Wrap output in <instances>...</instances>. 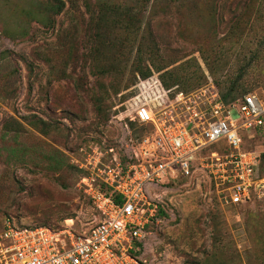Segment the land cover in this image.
Masks as SVG:
<instances>
[{
  "label": "rangeland",
  "instance_id": "374dc122",
  "mask_svg": "<svg viewBox=\"0 0 264 264\" xmlns=\"http://www.w3.org/2000/svg\"><path fill=\"white\" fill-rule=\"evenodd\" d=\"M63 1L57 12L53 0H0V226L13 217L88 231L98 214L80 177L126 164L151 131L129 119L138 105L179 121L216 94L264 100V0H149L144 39L133 26L137 0H109L115 10L103 20L105 0ZM123 6L135 19L127 32ZM152 44L179 60L154 69L159 57L140 51ZM243 142L264 170V126ZM147 197L153 215L134 247L142 264H264V197L226 205L205 175L150 185Z\"/></svg>",
  "mask_w": 264,
  "mask_h": 264
},
{
  "label": "built area",
  "instance_id": "2783aa9c",
  "mask_svg": "<svg viewBox=\"0 0 264 264\" xmlns=\"http://www.w3.org/2000/svg\"><path fill=\"white\" fill-rule=\"evenodd\" d=\"M175 96L190 101L180 91ZM213 97L206 109L188 105L179 121L167 110L158 115L148 105H138L129 119L149 124L151 131L131 145L126 164L114 157V165L97 167V172L93 167L80 177L98 221L79 233L72 222L54 228L5 217L0 226V264H142L130 251L145 240L153 215L148 187L166 180L205 175L226 205L264 197L259 152L245 148L243 142L244 132L264 126V100L254 92L228 103L217 94ZM102 185L122 201L107 195Z\"/></svg>",
  "mask_w": 264,
  "mask_h": 264
},
{
  "label": "trees",
  "instance_id": "16d2710c",
  "mask_svg": "<svg viewBox=\"0 0 264 264\" xmlns=\"http://www.w3.org/2000/svg\"><path fill=\"white\" fill-rule=\"evenodd\" d=\"M54 1V5H55V8L57 9V12H59V11H61V9H63L64 7H65V2L63 1V0H53ZM163 1H170V2H173V1H175V0H163ZM148 2H149V0H137V3H138V11H137V14L136 15H134V18L136 19V17H137V25H135V24H133V26H134V29L137 27V32H138V34L140 35V37L142 38V39H144L146 36L143 34V31H140V25H139V23L140 22H142V19H143V11H144V9L147 7V5H148ZM33 3L31 2V0H30V2H29V5H32ZM123 8H124V12L122 13V14H120L121 15V21H122V25H123V27H124V31L125 32H127L128 31V29H129V27H128V25H129V21L130 20H134L135 21V19H133V18H131V16H130V12L128 11V8L126 7V6H123ZM101 9H102V12H101V19L103 20L104 19V17H105V15L107 14V12L108 11H113V10H115V8L112 6V3L109 1V0H105V1H103L102 3H101ZM160 12L161 13H163V10H160ZM159 12V13H160ZM133 17V16H132ZM150 32V31H149ZM148 32V33H149ZM154 42V44H156V42L155 41H153ZM154 44H152L151 46H145V48H142V46H141V49H140V51H144V52H147L148 53V55L150 56V57H155V56H157V57H159V59L157 60L158 61V63H160V64H155L154 62L151 64V66L154 68V69H156V70H158V71H160V70H162V69H164V68H166V67H168V66H170V65H172V64H174L175 62H177L178 60H175V58H170V57H167L165 54H164V50H165V48L164 49H160V48H158L157 46H155ZM160 52H161V55H160ZM205 60H206V58H205ZM214 62L216 63H213L212 64V66H211V70L212 71H214V69H216L217 68V64H218V61H217V59H214ZM207 63H209L210 64V62H209V60H207ZM137 71H141V69L140 68H138V70ZM141 73H143L142 74V77L143 78H145V77H147V76H149V74H151V69H150V67L148 66L147 68H146V70L144 71V72H141ZM102 74H104V72L102 73ZM232 92L231 91H229V92H225V93H223L222 94V96H221V99L224 101V102H228V100L226 99L227 97H228V95L229 94H231ZM261 128V127H260ZM246 148V147H245ZM261 153H259L258 154V160H259V174H260V176H264V170H263V168H262V166H261ZM102 187V189L107 193V195H109V196H111V197H113L116 201H118V202H121L122 201V197L120 196V195H118L113 189H111V188H109V187H106V186H104V185H102L101 186ZM242 205V204H241ZM139 243H137L136 245H138ZM132 254H134V250H131L130 251Z\"/></svg>",
  "mask_w": 264,
  "mask_h": 264
}]
</instances>
